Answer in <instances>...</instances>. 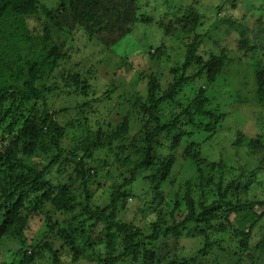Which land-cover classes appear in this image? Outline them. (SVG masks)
<instances>
[{
	"label": "trees",
	"instance_id": "obj_1",
	"mask_svg": "<svg viewBox=\"0 0 264 264\" xmlns=\"http://www.w3.org/2000/svg\"><path fill=\"white\" fill-rule=\"evenodd\" d=\"M138 2L59 0L58 6L49 8L43 0H0V142L6 146V151L0 155V185L3 176L10 174L12 165L18 164L21 156L29 152L39 165L43 162L42 154L52 153L51 164L72 156V163L76 167L75 173L59 185L54 183L53 175L43 180L41 175L44 173L38 169L35 174L31 171L25 177L20 175L13 187L10 184L0 186V238L12 236L20 246L23 245V228L30 220L28 215L21 217L23 210L32 212L34 208H43L41 213H44L49 207L48 214L55 217L56 222L60 216L67 218L65 234L57 229L49 231L51 239L37 244L38 251L22 253L23 264H35L37 260L47 257L42 253L45 249L51 252L55 264H63L61 254L64 249L71 256L68 264L81 260L93 264H122L127 260L137 263L141 259L143 264H148L155 260L154 248L159 242L177 244L184 236L198 239L202 246L194 256L172 264H198L201 257L211 255L213 249L220 248L227 241L234 243L233 259L238 261L249 254L248 242L255 228L262 225L264 193L262 199L250 196L252 181L244 171L228 181L221 173L217 181L213 179L210 183L204 177L198 183L189 182L183 194L177 196L165 187L170 163L162 161L157 153L145 152L146 148L142 150L141 143L145 141L143 144H151L157 137L168 134L170 129H176L183 116H189L196 128L207 131L214 130L219 123L220 115L207 108V97L202 88L195 99L177 114L173 123L162 124L158 115L160 105L173 98L184 86L204 74L214 81L225 64V56L204 58L199 53L200 45L196 37L185 45L186 56L181 68L171 69L174 76L168 89L159 92L152 78L147 85V100L137 97L134 101L138 108L137 102H144L141 109L150 110L156 122L151 131H142L145 137L140 145L130 136L132 123L137 121L136 114L139 113L133 112V116H123L116 124L109 121L103 126L106 122L93 118L89 109H83L82 116L64 124L59 119L63 112H50L46 93L51 88L41 84L45 73L56 70L63 54L56 44H49L51 37L47 32L34 36L31 44L28 42L24 47L20 46L19 42L30 40L28 20L42 11L55 22L56 16H62L67 9L75 19L74 23L86 26L95 24L96 27L91 28L99 34L110 35L109 42L108 39L105 41L112 44L129 36L141 20L137 15ZM185 16L181 20L185 29L189 24L198 22L199 15L195 11ZM144 21L151 23L152 19L147 17ZM226 22L234 23L231 19ZM56 24L65 35L73 33L70 27L60 22ZM239 28L237 50L248 54L257 45H250L247 29ZM165 32L171 35L172 27H166ZM163 47L156 48L161 52ZM194 65L196 72L188 75V69ZM256 74V98L264 106V68L257 70ZM75 82L78 86L83 81L77 77ZM80 92H83L82 88ZM107 92L110 93V90ZM90 103L88 101L84 106ZM120 109L118 115L122 114ZM198 115L203 119L194 121L193 117ZM260 122L264 125V113L260 116ZM184 137L182 132L169 136L172 148H177ZM72 138L76 141L73 148V141L66 144V140ZM257 142L264 143V134L250 139L245 145L238 140L235 145L238 149L246 146L247 154L253 155ZM96 152L100 154L98 159ZM93 170L98 173L92 175ZM101 173L103 180L96 179ZM137 184L147 189L145 204L149 205L148 210L154 215V220L144 227L122 218L126 208L133 206L128 199L135 198ZM93 185L103 186L107 192L105 199L94 200L97 191L92 189ZM79 191H83L84 199L81 201V196L79 200L76 198ZM257 251L264 254V235L258 242Z\"/></svg>",
	"mask_w": 264,
	"mask_h": 264
},
{
	"label": "rangeland",
	"instance_id": "obj_2",
	"mask_svg": "<svg viewBox=\"0 0 264 264\" xmlns=\"http://www.w3.org/2000/svg\"><path fill=\"white\" fill-rule=\"evenodd\" d=\"M43 3L46 7L54 8L59 5V0H43ZM137 5V15L141 20L129 36L112 44L105 41L108 39L109 42L110 35L99 34L91 28L96 27L95 24L86 26L74 23L75 19L68 14L67 9L55 19L71 28L73 33L68 35L42 11L28 20L30 40L19 42L20 46L24 47L28 42L31 44L34 36L47 32L51 37L49 44H56L63 54L56 70L45 73L41 84L51 88L46 93L50 112H63L59 119L64 124L72 118L75 120L82 116L83 109H89L93 118L106 122L103 126L109 121L116 124L123 116H130L133 112L139 113L136 114L137 121L132 123L130 136L140 145L145 137L142 131L150 130L156 122L151 117L150 110L141 109L144 102L138 101V108L134 101L137 97L147 100V85L152 78L155 79L159 92L168 89L174 76L171 69L181 68L186 56L185 45L196 37L200 45L199 53L204 58L208 59L211 55L225 56V64L214 81L204 74L200 79L184 86L173 98L160 105L158 115L162 124L173 123L177 114L195 99L202 88L207 97V108L220 115L219 123L214 130L207 131L196 128L189 116H183L176 129H170L168 134L157 137L151 144H143L145 141L141 143L142 150L146 148L145 152L157 153L162 161L170 163L171 169L165 187L172 194H183L189 182L198 183L203 177L209 179L210 183L213 179L217 181L223 173L224 180L228 181L244 171L252 181L250 196L262 199L264 184L258 183L264 182V143L257 142L255 153L248 155L246 146L238 149L235 142L241 140L245 145L250 139L264 134V125L260 122L264 106L256 98V72L264 68V0H236L235 3L232 0H139ZM191 11L199 15L198 22L189 24L185 29L181 20ZM147 17H151V23L144 21ZM227 19L234 23L229 24ZM238 26L247 29L250 45H257L248 54L237 50L241 31ZM166 27H172L171 35L166 34ZM150 45L153 46L149 47ZM162 45L163 49L158 52L156 47ZM195 72L196 65L189 68L187 73L193 75ZM77 77L83 81L78 86L75 82ZM81 88L83 92H80ZM88 101L91 103L84 106ZM41 105L43 106L42 102ZM119 109L122 111L121 115L117 114ZM193 119L199 122L203 118L198 115ZM181 132L185 137L173 149L169 136ZM72 141V148L76 147L74 139H67L66 144ZM4 151L6 146L0 142V155ZM51 155L52 153L42 154L41 165L35 157L32 158L30 152L22 155V160L12 165L10 174L3 176L0 186L7 187L10 184L13 187L20 175L25 177L31 171L35 174L38 169L44 173L41 175L43 180L46 176L53 175L55 184L66 182L76 170L72 156L60 163L51 164ZM99 155L98 152L95 153L97 159ZM96 171L93 170L91 174H97ZM103 178L102 173L96 177L101 180ZM92 189L97 191L94 200L105 199L104 196H107L103 186L93 185ZM146 190L142 184H137L135 198L128 199V203L133 206L127 207L122 213L123 219L133 220L143 227L154 220V215L148 210L149 205L145 204L148 197ZM80 196L81 201L84 199L83 191L77 192V200ZM42 209L34 208L32 212L23 210L21 217L28 215L30 220L23 228L22 246L12 236L0 238V263L23 264L22 253L38 251L37 244H44L51 239L49 231L57 229L65 234L67 218L60 216L56 222V218L48 214L49 207L44 213H41ZM261 224L255 228L248 242L250 252L244 258L235 261V245L227 241L220 248L213 249L211 255L201 257L198 264H264V254L257 251L258 242L264 235V219ZM156 246L155 260L148 264L181 262L185 257L194 256L202 245L198 239L184 236L177 244L161 241ZM42 253L47 257L37 260L35 264H55L49 250H42ZM61 261L63 264L71 262L66 249L61 254ZM76 264L93 262L81 260ZM122 264H143V261L141 259L132 263L127 260Z\"/></svg>",
	"mask_w": 264,
	"mask_h": 264
}]
</instances>
